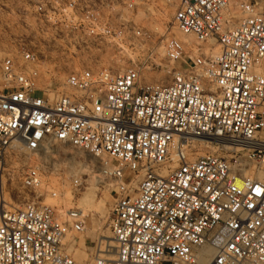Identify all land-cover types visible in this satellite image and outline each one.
<instances>
[{
  "label": "built area",
  "instance_id": "1",
  "mask_svg": "<svg viewBox=\"0 0 264 264\" xmlns=\"http://www.w3.org/2000/svg\"><path fill=\"white\" fill-rule=\"evenodd\" d=\"M165 2L171 27L147 26L153 0L0 6V264H77L65 241L88 214L46 201L87 181L47 176L57 146L92 156L117 192L114 255L87 264H264V0ZM59 52L50 99L42 67ZM164 59L186 67L145 82Z\"/></svg>",
  "mask_w": 264,
  "mask_h": 264
},
{
  "label": "rangeland",
  "instance_id": "2",
  "mask_svg": "<svg viewBox=\"0 0 264 264\" xmlns=\"http://www.w3.org/2000/svg\"><path fill=\"white\" fill-rule=\"evenodd\" d=\"M35 0H0V6L6 5L8 7L14 6L21 8L25 4H33ZM113 0H86V2L99 6L100 4H107ZM154 5L149 8L150 17L147 26L149 27H162V26H172L173 18V8L168 5L165 0H153ZM155 7L157 8L156 11ZM106 15V14H105ZM143 18V14H139L137 20ZM176 33V32H175ZM181 34V33H180ZM177 37V33H176ZM194 45L187 47L190 50ZM195 47V46H194ZM205 48L206 54L211 52L217 53V46H203ZM197 49V47H195ZM62 53H56L51 55L50 63L47 65V73L44 81L43 89L46 91V96L50 99L58 97L63 93V82L65 80L64 71L59 67V56ZM188 61L186 57L184 59ZM184 60L181 63H170L166 59L162 61L163 69L159 71H154L151 73V78L145 82H163L169 84L172 79V69L179 68L183 69L186 67ZM126 66L129 63H125ZM149 73V72H148ZM171 73V74H170ZM170 74V75H169ZM264 138V133L262 134ZM214 152L211 147H200L197 151V155H203L208 152ZM56 152L59 154V159L56 166L50 167L51 169L47 171V176H51L52 171L59 173L62 177L68 179L73 173L79 171L82 180L87 181L86 188L82 191L73 195L71 192H67L65 197L61 200L47 199L46 204L62 206L64 212L73 208H82L86 214H88V225L87 230L81 234H71L66 239L67 253L72 256L77 264H87L89 261L96 257H104L103 253L105 248H108L112 242H114L113 234L110 229L111 211L113 204L117 199V192L114 189L106 190L99 188L95 181V172L99 168L98 162L91 163L93 159L92 156L83 153L80 154L78 151L71 149L67 146H57ZM228 157L231 154L230 151H223L220 153ZM86 162L84 165L82 163ZM89 164V166H87ZM81 166V167H80ZM29 164L27 162L18 165L15 170V180L18 182L21 179V175L27 170ZM85 167V168H84ZM90 167V168H88ZM94 168L96 170L94 173H90V170ZM88 169V170H87ZM87 170V171H86ZM167 172V170H165ZM164 171V172H165ZM166 174V173H165ZM139 181V179H138ZM26 198L20 197L19 203H23ZM115 245V242H114ZM113 243L111 247H114ZM103 247V249H102ZM115 252V251H114ZM114 253H112L113 255Z\"/></svg>",
  "mask_w": 264,
  "mask_h": 264
},
{
  "label": "bare ground",
  "instance_id": "3",
  "mask_svg": "<svg viewBox=\"0 0 264 264\" xmlns=\"http://www.w3.org/2000/svg\"><path fill=\"white\" fill-rule=\"evenodd\" d=\"M177 33V37H176V33ZM174 35H175V37L176 38H178V39H180L181 41H183L184 43H185V45H186V47H190V46H192V45H194L195 47H197L198 48V46L199 45H202V46H204L203 44H199L197 41H196V39L193 37V36H186V35H184V34H182L181 32H179V31H177V30H174ZM181 33V34H180ZM192 47L191 49H195V47ZM215 46H217V45H215ZM190 49V50H191ZM217 49L219 50V48H218V46H217ZM195 50H197V49H195ZM210 54H216V53H214V50H213V52H211ZM48 63H50V62H48ZM48 63L47 64H45L43 67H42V72L44 73V77L46 78V73H47V65H48ZM60 67V66H59ZM263 72H264V70H263ZM171 74V73H170ZM169 74V75H170ZM42 85L44 84V81L43 82H40ZM42 85H40V86H42ZM262 111H264V106L262 107V109H261ZM78 153H80V154H83V153H81V152H78ZM92 160V162L91 163H94V162H96V160L95 159H91ZM85 168V167H84ZM88 168H90V167H88ZM88 170V169H87ZM86 170V171H87ZM91 173V172H90ZM167 174L168 173V171L166 172H164V174ZM263 176V175H262ZM261 176V177H262ZM134 186L136 187V184L134 183ZM113 236V235H112ZM113 243V245H114V242H112ZM112 243H110L111 245L110 246H108V248H106V247H104L105 249L104 250H102V251H104V252H107V251H109V253H111L110 254V256L112 257L113 255H112V253H114V248H115V245H114V247H111L112 246ZM102 249H103V247H102ZM205 261H207V259H205Z\"/></svg>",
  "mask_w": 264,
  "mask_h": 264
}]
</instances>
